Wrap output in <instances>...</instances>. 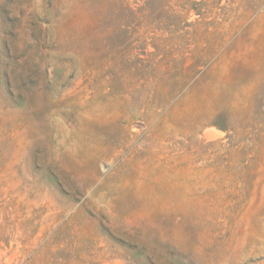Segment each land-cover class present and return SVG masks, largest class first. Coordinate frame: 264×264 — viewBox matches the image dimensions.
I'll use <instances>...</instances> for the list:
<instances>
[{"label": "rangeland", "instance_id": "374dc122", "mask_svg": "<svg viewBox=\"0 0 264 264\" xmlns=\"http://www.w3.org/2000/svg\"><path fill=\"white\" fill-rule=\"evenodd\" d=\"M0 264H264V0H0Z\"/></svg>", "mask_w": 264, "mask_h": 264}]
</instances>
